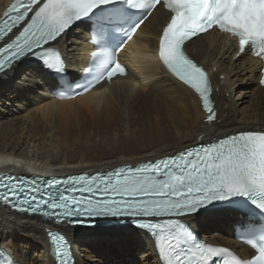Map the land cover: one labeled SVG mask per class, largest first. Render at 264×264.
Segmentation results:
<instances>
[{
    "label": "snow or ice",
    "instance_id": "obj_1",
    "mask_svg": "<svg viewBox=\"0 0 264 264\" xmlns=\"http://www.w3.org/2000/svg\"><path fill=\"white\" fill-rule=\"evenodd\" d=\"M114 0H18L0 20V76L17 61L48 46L74 22ZM132 7L148 11L166 9L170 20L159 40V59L166 74L198 94L207 120L216 119L210 72L186 53L193 37L213 26L237 38L238 55L246 46L264 54V0H130ZM142 23V21L140 22ZM139 24L132 30L139 27ZM131 32V33H132ZM116 56V55H115ZM113 56L94 65L102 71L78 95L111 81L126 69ZM98 59V57H97ZM49 67L65 69L58 51ZM264 85V79L260 80ZM67 87V85H65ZM20 163L19 161H0ZM21 177L0 182V202L19 212L42 214L53 222L81 225L94 241L115 257L112 264H142L122 259L149 238L157 264H264V248L250 259L228 248L197 241L182 217L213 201L243 196L264 211V134L239 133L215 143L179 150L138 166L124 165L104 174L46 179L38 186L19 183ZM59 247L61 238H53ZM231 259L228 260L227 258Z\"/></svg>",
    "mask_w": 264,
    "mask_h": 264
},
{
    "label": "bare ground",
    "instance_id": "obj_2",
    "mask_svg": "<svg viewBox=\"0 0 264 264\" xmlns=\"http://www.w3.org/2000/svg\"><path fill=\"white\" fill-rule=\"evenodd\" d=\"M10 1L0 0V17ZM167 19L158 8L143 24L130 48L136 56L127 78L102 84L74 100L52 99L57 81L37 64L14 66L0 76V161L20 162H0V171L45 177L104 172L173 155L234 132L264 131V89L257 85L258 65L245 56L234 62V45L224 46V39L215 33L187 46L199 64L217 70L213 74L217 90L212 94L217 120L211 125L204 122L197 96L166 74L155 59ZM87 39L82 26L54 44L64 51L69 70L86 65ZM187 220L211 243L249 252L233 239L235 215L211 213ZM46 228L68 236L76 264H112L115 258L94 241L90 230L57 226L0 206V249L8 250L16 264H55ZM122 259L157 264L148 237Z\"/></svg>",
    "mask_w": 264,
    "mask_h": 264
},
{
    "label": "water",
    "instance_id": "obj_3",
    "mask_svg": "<svg viewBox=\"0 0 264 264\" xmlns=\"http://www.w3.org/2000/svg\"><path fill=\"white\" fill-rule=\"evenodd\" d=\"M209 213H230L236 216V218H240V217H247L249 213L245 212V213H239V212H234L232 210H222V209H214L211 210L208 213H204V214H209ZM203 215V214H202ZM91 231V230H90Z\"/></svg>",
    "mask_w": 264,
    "mask_h": 264
},
{
    "label": "rangeland",
    "instance_id": "obj_4",
    "mask_svg": "<svg viewBox=\"0 0 264 264\" xmlns=\"http://www.w3.org/2000/svg\"><path fill=\"white\" fill-rule=\"evenodd\" d=\"M229 110H230V108H229Z\"/></svg>",
    "mask_w": 264,
    "mask_h": 264
}]
</instances>
